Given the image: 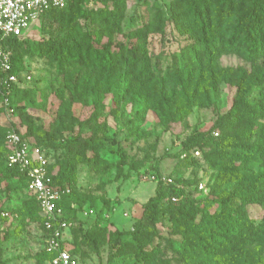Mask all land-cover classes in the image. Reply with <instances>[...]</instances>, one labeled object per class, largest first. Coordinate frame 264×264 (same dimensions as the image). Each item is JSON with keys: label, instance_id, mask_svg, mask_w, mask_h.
<instances>
[{"label": "rangeland", "instance_id": "1", "mask_svg": "<svg viewBox=\"0 0 264 264\" xmlns=\"http://www.w3.org/2000/svg\"><path fill=\"white\" fill-rule=\"evenodd\" d=\"M149 1L168 10L172 0ZM137 6V12L130 10L131 15L138 13ZM58 33L56 24L44 20L30 30L27 47ZM159 41L158 34L151 36L154 48L160 47ZM173 41L167 42L166 48L174 46ZM25 61L32 75L28 86L37 90L18 102L17 108H7L0 96V264H48L42 255L44 233L36 199L22 180L6 177L9 130H18L32 148L45 153L55 164V171L61 164L74 161V193L77 199L86 201L75 221L78 227H71L66 238L83 264H264V237L252 245L226 246L216 257L181 249V245L197 246V236L206 246L226 243L218 234L209 235L212 230L217 232L210 215L199 214L194 222L182 216L175 225L168 214L161 213L142 237L129 235L122 242L112 236L116 229L136 227L134 222L142 216L160 178H171L178 184H182L180 180L190 181L181 185L187 200L200 202L201 207L217 215L230 208L219 201L234 190H247L250 183L259 189V196H264V187L257 185L261 182L257 175L264 171V132L247 129L245 143L237 138L246 127L218 131V136L207 132L230 110L235 97L244 94L245 85L239 88L237 67L247 69L246 80H251L262 65L260 60L252 61L238 53L223 56L221 69L234 70H217L216 81L207 73L197 87L194 79L188 93L195 95L196 105L184 118L176 114L173 102H165L164 109L159 107L162 112L151 102L143 105L139 95L119 103L116 78L107 79L101 71L61 74L56 63L46 57L26 55ZM166 87L175 90L176 82ZM208 137L227 157L216 155L215 143L198 145ZM70 140L75 143L69 149L59 147ZM243 144L260 152H240L238 146ZM197 146L199 153L195 151ZM121 150L126 154L124 166L120 163ZM201 183L204 189H199ZM232 202L252 219L264 217V204L242 206L240 199ZM95 220L106 229L94 231L100 253L86 234Z\"/></svg>", "mask_w": 264, "mask_h": 264}, {"label": "trees", "instance_id": "2", "mask_svg": "<svg viewBox=\"0 0 264 264\" xmlns=\"http://www.w3.org/2000/svg\"><path fill=\"white\" fill-rule=\"evenodd\" d=\"M90 2H93L92 6H89ZM137 5H140L138 13L131 15V9L137 12ZM44 20L51 25L56 24L59 33L34 42L29 47L26 39L30 31L14 38L15 73L28 71L26 55L52 60L61 74L81 70L101 71L107 74V79L116 78V99L119 103L135 95L140 96L143 105L151 102L154 107L161 109H164L165 102L167 105L173 102L176 104V114L181 118L190 113L196 105L195 95L188 93V87L194 79L198 81L197 87L202 85L207 73L212 76V81H216L217 70H234V67L221 69L220 59L223 56L238 53L252 61L260 60L262 65L253 73L251 80H246L247 69L237 67L239 88L242 89L245 85L244 94L235 97L230 110L220 116L207 132L211 136H218V131L246 127L237 138V141L243 143L249 138L247 129L259 134L264 132V0H172L168 10L149 0H70L65 7L48 10L32 28L42 24ZM83 20L86 23L83 24ZM156 34L160 36L159 48H154L151 42V36ZM170 41L174 42V46L166 48L167 42ZM172 81L176 82L177 88L168 90L166 84ZM28 85L29 83L11 87L8 96L10 108H17L18 102L31 97L37 90L36 87ZM204 88L209 87L204 85ZM0 96L4 102L1 92ZM170 113L171 111L168 112ZM209 142L215 143L208 137L202 138L198 145L201 147ZM72 143L75 142L70 140L59 147L69 149ZM218 145L215 143L216 155L224 159L227 155L223 154ZM191 146L188 145V148ZM238 149L246 153L260 152L246 144L238 146ZM195 151L200 152V148L197 146ZM120 163L122 166L127 163L123 150ZM48 168L56 186L70 189V192L63 196L60 205L69 220L77 221L78 213L82 211L86 199H77L74 193V161H69L65 166L61 164L59 170L55 171V164L49 160ZM7 169L9 174L6 177L22 180L28 190L29 179L26 173L9 165ZM257 177L261 181L257 185L263 189L264 171L258 173ZM180 182L184 185L190 183L188 180ZM157 183L155 194L145 203L140 219L134 222L136 227L114 230L112 236L115 239L122 241L125 236H141L150 224L158 221L161 213L168 214L175 225L182 216H186L190 222H194L199 214L211 216L217 232L212 230L209 235L218 234L226 243L206 246L202 237L197 236L200 242L197 246L181 245V249L194 254L202 253L208 257H216L222 254L221 250L226 246L231 245L234 248L252 245L264 237V217L261 220L252 219L247 212L239 211L238 206L232 202L240 199L242 206L263 205L264 196L258 195L259 189L254 184L250 183L245 191L234 190L226 199L219 201L224 208H230L227 213L223 209L217 215L201 207L200 202L197 204L193 200H187L188 196L183 194L185 188L173 179L171 182H164L160 178ZM32 194L36 199V209L41 212L36 195ZM41 218L43 226L42 213ZM98 229L106 230L95 220L86 234L95 245L97 253H100L99 240L94 234ZM65 244L79 264H83L69 241ZM42 255L46 263L53 256L44 248Z\"/></svg>", "mask_w": 264, "mask_h": 264}, {"label": "built area", "instance_id": "3", "mask_svg": "<svg viewBox=\"0 0 264 264\" xmlns=\"http://www.w3.org/2000/svg\"><path fill=\"white\" fill-rule=\"evenodd\" d=\"M70 0H0V92L7 108L13 85L24 86L32 79L29 71L21 74L13 71V41L29 32L32 26L52 8L65 7ZM10 145L8 165L25 172L28 190L36 195L44 217V249L52 254L48 264H79L66 246L67 231L76 225L69 220L60 205L69 188L56 186L49 174V159L45 153L35 150L17 130H9L6 136ZM199 153V152H198ZM155 178V177H154ZM171 182V178H162ZM204 189V184L199 185ZM176 200V198H173Z\"/></svg>", "mask_w": 264, "mask_h": 264}]
</instances>
